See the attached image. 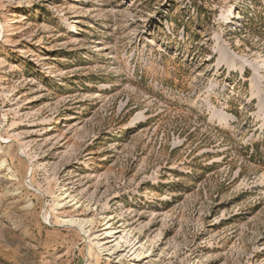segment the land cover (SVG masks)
Masks as SVG:
<instances>
[{"label": "rangeland", "instance_id": "rangeland-1", "mask_svg": "<svg viewBox=\"0 0 264 264\" xmlns=\"http://www.w3.org/2000/svg\"><path fill=\"white\" fill-rule=\"evenodd\" d=\"M0 264H264V0H0Z\"/></svg>", "mask_w": 264, "mask_h": 264}, {"label": "bare ground", "instance_id": "bare-ground-1", "mask_svg": "<svg viewBox=\"0 0 264 264\" xmlns=\"http://www.w3.org/2000/svg\"><path fill=\"white\" fill-rule=\"evenodd\" d=\"M218 118L219 119H222V120H227V119H230V117H228V114H223V113H219L218 114ZM81 221V220H80ZM79 220H75L74 218L72 219H68L66 220L65 222L68 224V225H71V226H77L79 227L80 229H82L83 231H85V225L83 222H80ZM103 235V234H102ZM113 237L114 236V233L112 230H109V231H106L105 232V238H110V237ZM118 247H119V244H117ZM117 248V246H116Z\"/></svg>", "mask_w": 264, "mask_h": 264}]
</instances>
